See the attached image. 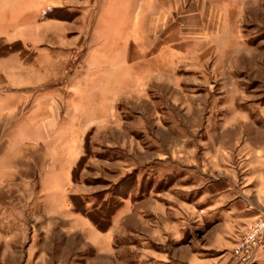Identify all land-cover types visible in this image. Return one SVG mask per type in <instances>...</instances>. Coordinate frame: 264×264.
I'll list each match as a JSON object with an SVG mask.
<instances>
[{"label":"rangeland","instance_id":"obj_1","mask_svg":"<svg viewBox=\"0 0 264 264\" xmlns=\"http://www.w3.org/2000/svg\"><path fill=\"white\" fill-rule=\"evenodd\" d=\"M24 1L73 114L0 168V264H264V0Z\"/></svg>","mask_w":264,"mask_h":264},{"label":"crops","instance_id":"obj_2","mask_svg":"<svg viewBox=\"0 0 264 264\" xmlns=\"http://www.w3.org/2000/svg\"><path fill=\"white\" fill-rule=\"evenodd\" d=\"M14 1L0 0V168L8 170V183L21 161L31 165L29 145L35 142L37 152L48 154L50 137L59 130L65 134L66 127L60 126L73 114L64 89L50 86L63 59V50L48 44L53 27L47 21L36 23L34 30L32 15L25 10L30 4Z\"/></svg>","mask_w":264,"mask_h":264},{"label":"built area","instance_id":"obj_3","mask_svg":"<svg viewBox=\"0 0 264 264\" xmlns=\"http://www.w3.org/2000/svg\"><path fill=\"white\" fill-rule=\"evenodd\" d=\"M264 229V223L263 222H258L255 224V226L251 229L250 233L247 234V238L244 239L242 244H239V246L237 247L235 253L236 254H242L244 252L247 251V249H249L250 244L254 243L259 234L263 231Z\"/></svg>","mask_w":264,"mask_h":264}]
</instances>
